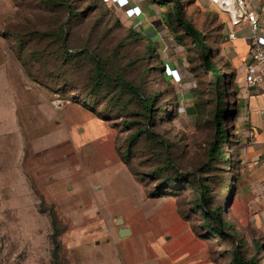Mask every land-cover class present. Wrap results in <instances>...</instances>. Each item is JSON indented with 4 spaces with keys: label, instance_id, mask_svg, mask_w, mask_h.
I'll use <instances>...</instances> for the list:
<instances>
[{
    "label": "rangeland",
    "instance_id": "1",
    "mask_svg": "<svg viewBox=\"0 0 264 264\" xmlns=\"http://www.w3.org/2000/svg\"><path fill=\"white\" fill-rule=\"evenodd\" d=\"M188 19L213 51L223 106L239 109L223 157L211 154L215 78L189 39L165 33L148 50L102 0H0V264H121V245L150 253L142 264H181L187 250L192 264H235V251L264 264V226L239 217L242 73L220 14ZM97 62L110 80L95 91ZM203 187L222 236L198 208Z\"/></svg>",
    "mask_w": 264,
    "mask_h": 264
},
{
    "label": "crops",
    "instance_id": "2",
    "mask_svg": "<svg viewBox=\"0 0 264 264\" xmlns=\"http://www.w3.org/2000/svg\"><path fill=\"white\" fill-rule=\"evenodd\" d=\"M184 6L186 15L190 12L201 10L210 16L216 8L210 4L209 0H180ZM173 2L164 5L162 0H130V7H139L142 15L138 18H127L124 9H118L123 17L133 28L147 38L153 45L159 44L158 49L165 47L163 37L169 35L173 39V33L165 26L164 18L171 12ZM250 9L255 10L262 20V31L264 32V0H247ZM112 6V5H111ZM223 27V34L227 37L225 43L234 50L235 66L240 68L242 73L240 107L241 119L237 125V131L241 135L240 140V189H239V217L251 221L255 226H264V89L263 87H246L244 76L246 68L252 63L251 47L253 32L247 22L234 28L226 15H220ZM166 33V34H165ZM235 33L236 38L230 39V34ZM165 34V35H164ZM173 44V43H172ZM156 48V47H155ZM246 223V224H247ZM127 233H122L126 238ZM112 240L108 242L110 244ZM117 244V241L113 242ZM121 245V244H120ZM121 264H142L144 260L151 259L150 253L134 249V247L120 246ZM160 253V252H159ZM148 254V256H147ZM164 254V253H163ZM192 252L184 251L181 253V264H192ZM166 256V255H164ZM203 256V253L201 254ZM155 263L156 260H154ZM203 261V260H202Z\"/></svg>",
    "mask_w": 264,
    "mask_h": 264
},
{
    "label": "trees",
    "instance_id": "3",
    "mask_svg": "<svg viewBox=\"0 0 264 264\" xmlns=\"http://www.w3.org/2000/svg\"><path fill=\"white\" fill-rule=\"evenodd\" d=\"M49 1L52 3L54 2V0H49ZM171 2H173V5L171 7V12H168L164 18L165 25L173 33V35L175 36L176 42H178L179 44L181 45L185 44L184 43L185 39L190 40V43L193 45V48L199 51L204 69L207 70L208 72H211L215 78V81L213 84H215V86L218 89V97H219L218 102L221 104V106L218 109V112L215 114L214 119H213V123L216 127V132L214 136V142L212 145L211 154L215 157H217L218 155L223 157V151L220 153L218 149L224 145L225 146L229 145L228 132L225 127V119L227 115L237 117L239 115V109H237V107L235 108V106L233 105L232 109L227 110L223 106V99L227 97V93L221 89L222 77L219 74V71L215 63L213 62V59H214L213 51L207 47L206 45L207 40L205 38L204 33L198 30L195 27L194 23L188 19L184 4L180 0H162V3L164 5H168ZM105 5L110 6L107 4ZM73 11H74L73 7L69 6V12L73 13ZM215 12L216 14H220V12L217 9ZM130 32L132 36L133 34H137V39L139 40L141 39L144 41V43H146L145 44L146 49L148 50L154 49V45L150 43L146 37H144L137 31H133V28H131ZM148 45H151L152 47L149 48ZM95 72L96 73L93 79V90L97 91L100 89L103 82H108L110 80V77L106 74L104 66L100 62L96 63ZM121 82L124 83V86L126 87V89H128L135 97L141 99L140 97L136 95L137 94L136 89L133 86H131L127 82H124V81H121ZM157 97L158 96L156 95L153 98L151 97L150 99H148L147 101L148 105L146 106V108L150 110L151 105L155 102ZM138 136L139 134L134 136V138L136 139V137ZM182 178H183V175H179L178 179H176L175 182L182 183L183 182ZM178 183H175V184H178ZM206 192H207V187H203V192H202L203 195L201 199L202 204L198 205V208L202 211L203 215L206 217L205 221H206L207 227L211 229L217 235L222 236L223 227L225 226L221 218L222 209H217L216 211H208V209L204 207V205L207 203ZM41 212L44 213V211H41ZM49 216L51 218L52 229H53L50 240L54 247L53 258L56 261L58 260L59 251L61 248V244L59 242L61 230L58 226L57 216L52 210L50 211ZM234 263L235 264H246L247 262H245L240 257V253L238 251H235ZM249 263L254 264L252 261H250Z\"/></svg>",
    "mask_w": 264,
    "mask_h": 264
},
{
    "label": "built area",
    "instance_id": "4",
    "mask_svg": "<svg viewBox=\"0 0 264 264\" xmlns=\"http://www.w3.org/2000/svg\"><path fill=\"white\" fill-rule=\"evenodd\" d=\"M222 15H226L230 24L236 28L247 22L253 32L251 59L245 71L244 85L246 87H263L264 89V32L262 31V20L259 14L248 7L247 0H209ZM107 5L115 6L125 10V16L129 19L138 18L142 15L139 7H130V0H103ZM236 34H230V39H235ZM171 74L168 76L181 81L177 70L167 67ZM178 79V80H177Z\"/></svg>",
    "mask_w": 264,
    "mask_h": 264
},
{
    "label": "water",
    "instance_id": "5",
    "mask_svg": "<svg viewBox=\"0 0 264 264\" xmlns=\"http://www.w3.org/2000/svg\"><path fill=\"white\" fill-rule=\"evenodd\" d=\"M120 222H121V220H120ZM128 234H126L125 236H127Z\"/></svg>",
    "mask_w": 264,
    "mask_h": 264
}]
</instances>
